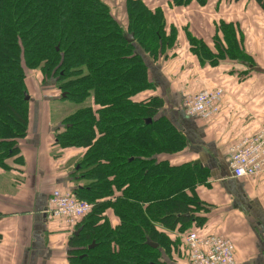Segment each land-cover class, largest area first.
<instances>
[{
	"label": "trees",
	"instance_id": "trees-1",
	"mask_svg": "<svg viewBox=\"0 0 264 264\" xmlns=\"http://www.w3.org/2000/svg\"><path fill=\"white\" fill-rule=\"evenodd\" d=\"M254 1L264 10V0ZM175 40L164 12L142 0H0V168L18 155L17 141L26 135L33 72L78 106L54 134L60 150L82 152L70 170L79 184L72 194L92 205L67 242L70 264H178L186 225L206 221L194 188L207 181V171L174 163L185 149L181 130L156 117L161 98L137 99L153 85L134 49L156 60ZM187 40L195 56L210 58L202 40ZM231 40L223 49L228 58Z\"/></svg>",
	"mask_w": 264,
	"mask_h": 264
},
{
	"label": "crops",
	"instance_id": "crops-1",
	"mask_svg": "<svg viewBox=\"0 0 264 264\" xmlns=\"http://www.w3.org/2000/svg\"><path fill=\"white\" fill-rule=\"evenodd\" d=\"M142 1L150 10L164 12L166 31L173 27L176 40L156 60L144 55L153 89L137 99H162L156 117L168 118L186 143L174 163L191 161L208 173L207 181L194 188L208 210L206 221L200 228L193 222L186 227L230 240L234 264H264V173L234 179L227 151L264 124V10L254 0H192L181 8L171 0ZM187 34L202 40L212 57L195 56ZM231 39L238 49L232 46L234 56L228 58L223 49ZM42 78L33 72L27 80V132L17 141L18 155L0 168V264H70L66 250L71 232L47 220L44 211L52 190L72 192L79 186L70 170L82 152L54 144L67 115H55L63 100ZM211 88L223 90L218 114L208 121L187 116L184 100Z\"/></svg>",
	"mask_w": 264,
	"mask_h": 264
},
{
	"label": "built area",
	"instance_id": "built-area-1",
	"mask_svg": "<svg viewBox=\"0 0 264 264\" xmlns=\"http://www.w3.org/2000/svg\"><path fill=\"white\" fill-rule=\"evenodd\" d=\"M223 96L220 88L200 92L187 98L184 111L200 120H209L219 110ZM229 168L236 179L251 178L264 173V125L254 134L242 137L228 148ZM92 206L78 201L67 192L53 190L47 201L48 219L73 228L77 221L91 211ZM188 264H233L232 243L214 234L188 231L184 236Z\"/></svg>",
	"mask_w": 264,
	"mask_h": 264
},
{
	"label": "rangeland",
	"instance_id": "rangeland-1",
	"mask_svg": "<svg viewBox=\"0 0 264 264\" xmlns=\"http://www.w3.org/2000/svg\"><path fill=\"white\" fill-rule=\"evenodd\" d=\"M135 46H136V44H135ZM134 50H135V53L137 51L138 53H140L144 57L145 54L142 53V51L138 47H136ZM43 85L45 87H47V88H54L55 89V86H54L53 82H50V83L48 81L47 82H43ZM33 91H35V90H33ZM62 102L63 103H59L60 106H61V110L60 111H55V115H57V116H59L61 114H66V115L72 114L78 108V106L75 105V104H71V103L66 102V101H62ZM57 148L59 149L60 147L58 146ZM200 214H202V212H200ZM180 256L181 255H179V261H178L179 263L178 264L183 263V262H181V261H183V258L180 257Z\"/></svg>",
	"mask_w": 264,
	"mask_h": 264
},
{
	"label": "water",
	"instance_id": "water-1",
	"mask_svg": "<svg viewBox=\"0 0 264 264\" xmlns=\"http://www.w3.org/2000/svg\"><path fill=\"white\" fill-rule=\"evenodd\" d=\"M126 41H127L128 43L133 42V36H132V35H127V36H126ZM62 96H63V95H62ZM194 163H195V164H199L198 161H195ZM147 245L150 246V247H152V248H157V245L154 244V243H151L150 241H147ZM92 247H93V244H91L90 246H88V249H91Z\"/></svg>",
	"mask_w": 264,
	"mask_h": 264
}]
</instances>
